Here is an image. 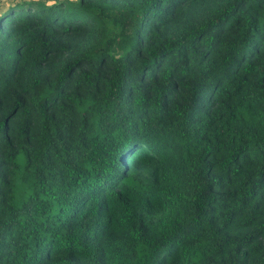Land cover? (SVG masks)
<instances>
[{
  "label": "trees",
  "instance_id": "16d2710c",
  "mask_svg": "<svg viewBox=\"0 0 264 264\" xmlns=\"http://www.w3.org/2000/svg\"><path fill=\"white\" fill-rule=\"evenodd\" d=\"M0 264H264V0L5 6Z\"/></svg>",
  "mask_w": 264,
  "mask_h": 264
},
{
  "label": "rangeland",
  "instance_id": "374dc122",
  "mask_svg": "<svg viewBox=\"0 0 264 264\" xmlns=\"http://www.w3.org/2000/svg\"><path fill=\"white\" fill-rule=\"evenodd\" d=\"M17 0H0V11L7 5L14 3Z\"/></svg>",
  "mask_w": 264,
  "mask_h": 264
}]
</instances>
